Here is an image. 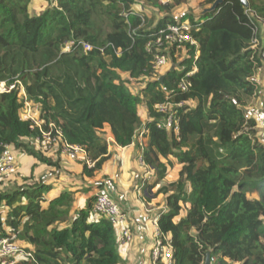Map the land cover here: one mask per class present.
<instances>
[{"label": "trees", "instance_id": "trees-1", "mask_svg": "<svg viewBox=\"0 0 264 264\" xmlns=\"http://www.w3.org/2000/svg\"><path fill=\"white\" fill-rule=\"evenodd\" d=\"M30 1L0 0V81H20L43 127L53 122L67 142L85 148L94 160L91 168L83 165L88 178L108 156L105 126L122 147L145 127L144 158L155 177L144 188L165 197L157 223L172 247L170 264H204L208 250L213 264H264V142L245 108V98L258 91L254 73L264 64V0H247V7L224 0L204 18L182 15L195 26L199 55L193 60L192 49L191 58L180 62L184 70L163 73L152 68L146 45L177 20L173 11L180 0H47L50 5L35 15ZM138 1L165 14L154 23L152 14L135 8ZM254 38L259 43L253 48ZM67 41L74 45L64 52ZM79 41L93 48L84 52ZM192 61L197 71L182 91L177 84ZM130 80L144 83L139 93ZM18 87L0 93V153L12 144L57 167L23 140L39 131L20 116ZM166 99L185 102L177 108V134L157 127L153 105ZM174 164L181 166L178 177L160 184ZM49 189L38 179L0 190V234L27 244L39 264H122L115 227L91 210L95 195L73 210L71 191L48 200ZM248 190L259 197H248Z\"/></svg>", "mask_w": 264, "mask_h": 264}, {"label": "built area", "instance_id": "built-area-1", "mask_svg": "<svg viewBox=\"0 0 264 264\" xmlns=\"http://www.w3.org/2000/svg\"><path fill=\"white\" fill-rule=\"evenodd\" d=\"M162 4H168L174 0H156ZM182 3H191L194 0H180ZM202 1V0H199ZM260 22V21H259ZM195 26L188 20H181L177 18L174 23L167 24L165 27L158 30L155 38L148 41L146 47L148 52L153 56L152 68L156 73H161L164 68L184 70L183 66H180V62L191 58V50L193 49V60L199 55L198 43L193 36ZM251 47H256L259 43L257 38H254L251 42ZM77 44H81L84 52L90 51L93 46L87 42L79 41ZM264 44V38H263ZM74 45L73 41L65 42L62 47V51L67 52ZM66 48V49H65ZM197 71L195 63L192 61V67L184 73V76L178 81V89L186 91L191 82L189 77ZM3 85V84H2ZM6 85V86H5ZM1 86L0 93L8 92L17 88V97L22 101V114L26 117L23 119L30 122V128H37L39 134L33 136L35 144L42 150L48 152L58 153L63 156H67L73 160H80L87 167L94 166V160H92L85 148L78 144H72L67 142L63 136L62 131L53 122L48 123V127L44 128V120L31 109L30 100H28L26 92L20 81ZM185 104L183 101L174 103L171 100L166 99L163 102L155 103L153 109L160 115V119L157 121V127L164 129L167 132H173L177 134L179 132V115L177 108ZM146 129L144 126L136 130L133 140L136 141L138 148L137 163L145 170L143 173L144 180H150V166L146 163L144 158V152L146 150L147 142L145 138ZM106 139V138H105ZM107 143L108 140L106 139ZM16 149L12 144H4L3 150L0 153V181H5L11 178L18 165ZM91 210L94 214L109 221L116 229L117 241L120 244L129 243L132 240L133 234L131 226L126 222V215L118 205V203L105 191H99L95 194ZM159 215L152 220L154 243L150 250L149 258L150 264H170L172 258V247L167 237L161 232L157 219ZM22 261H26L28 264H39L33 253V249L23 243L20 240H12V237L0 234V264H19Z\"/></svg>", "mask_w": 264, "mask_h": 264}, {"label": "crops", "instance_id": "crops-1", "mask_svg": "<svg viewBox=\"0 0 264 264\" xmlns=\"http://www.w3.org/2000/svg\"><path fill=\"white\" fill-rule=\"evenodd\" d=\"M197 1L198 3L201 2ZM181 4H185V2ZM136 7H139L137 10H143L141 5H136ZM202 8L204 7L199 4L197 8L192 7L189 9V12L192 16L197 17L196 14ZM156 13L150 12L147 14L154 15ZM173 15L175 14L173 13ZM177 16L176 14L175 17ZM259 27L264 37V23L260 21ZM167 69L164 68L163 70L168 71ZM253 80L258 86L257 94L246 97L245 101L247 102L250 99L247 107L253 110L248 111V116L253 117L257 121L258 137L264 142V64H261L256 69ZM141 107L143 108V113H139L142 121L145 122L148 114L145 108ZM103 132L104 138L108 140V156L94 176L88 178L82 173L84 165L82 161L73 160L57 153L55 157L59 158L60 166H55L58 169L55 170L53 176L46 177L42 181L50 185L49 191H51L49 196L44 195L49 200L58 196L64 190L71 191L74 198L72 209L77 210L83 207L92 195H95L99 191L107 192L125 213L126 222L131 226L133 234L132 240L129 243L122 245L117 241L118 252L123 259L122 264H150L149 254L154 243L152 220L166 209L165 197L160 194L154 198L151 194H147L144 188L145 184L152 182L155 175L150 167L151 179H143L145 170L140 168L136 160L138 148L135 139L129 145L122 147L114 142L107 126L103 128ZM21 154L27 155L26 153ZM27 156L32 158L34 163L39 162L34 157ZM180 167L179 164H174L160 184H167L168 181L175 180L178 177ZM80 174L83 176L81 177ZM38 179L42 180L41 178ZM94 191L97 192L95 193ZM117 235L116 231V237Z\"/></svg>", "mask_w": 264, "mask_h": 264}, {"label": "rangeland", "instance_id": "rangeland-1", "mask_svg": "<svg viewBox=\"0 0 264 264\" xmlns=\"http://www.w3.org/2000/svg\"><path fill=\"white\" fill-rule=\"evenodd\" d=\"M52 4L56 5V1H53ZM49 5H50V3L47 0H31L29 5H28V11H29V13L31 15H35V14L39 13L40 11L44 10L45 8H47ZM136 5L140 6V5H142V3L140 1H138V3H136ZM198 5H199V3H198L197 0H194L190 4H187V3L181 4L179 7H176L174 9L173 13L175 15L176 14L178 15L176 18H180L182 15L186 14L187 12H189L190 11L189 9H191L192 7L197 8ZM141 7L145 11V13L146 12L147 13H150V12H155L156 13V12H158V13L153 15L154 16V18H153L154 23L157 20H159V18L161 16H163L165 14V12L160 10V7L158 5H142ZM135 8L139 9V7L137 8L136 6H135ZM102 27L103 28L100 29V31L104 33L107 30V27L106 26H102ZM165 69H167V68H165ZM163 71L164 70H162L161 73H163ZM164 72H166V70ZM123 78L126 79V75L125 74H123ZM2 84L5 85L6 82L5 81H0V89H1V86H3ZM128 85H129L130 89L134 93H139L140 90H141V87L144 85V83L141 82V81L130 80L128 82ZM19 89H20V87H19ZM249 100L247 102L245 101L246 102V107L245 108H246L247 113H249L250 110H253L252 108L247 107ZM30 103L32 105L31 109L33 110V113H35L34 115L36 116V114H38V112L36 111V108L38 106L35 103H33L32 101ZM139 112L143 113V108L141 106L139 107ZM20 116H21L22 119H23V117H26L24 114H22V110H21ZM23 140H24V142L30 144V146H32L36 150H40L44 154V156H47V157L50 156V158H52L53 161H56L58 163V166H60L59 158L55 157V154H57V153L48 152L47 150H42L41 148H38L37 144H35L33 138H31V139H23ZM21 153H24V152L20 151L19 153H17V155H18V158H17L18 159V165H17V168H16L14 174L11 176V178L8 179V180H5V181H2V180L0 181V190L1 191H9V190L15 189L18 185H21L23 183L24 184L33 183L38 178H41L42 181H44L46 179V177L48 178V177L53 176V174L55 173V170L58 169L54 165L49 166V165H47L45 163H42V162L34 163V160L32 158H30L29 156H27L28 154L25 155V154H21ZM74 176H76V175H74ZM82 176L83 175H81V177ZM48 191L44 193L46 196H49V194L51 193V191H49V192ZM94 192L96 193L97 191H94ZM247 196L250 197V198L259 197L257 192H251L249 190L247 192ZM75 201H76V198H75ZM262 221L264 223V217L262 218ZM213 263H214V259H212V264Z\"/></svg>", "mask_w": 264, "mask_h": 264}, {"label": "water", "instance_id": "water-1", "mask_svg": "<svg viewBox=\"0 0 264 264\" xmlns=\"http://www.w3.org/2000/svg\"><path fill=\"white\" fill-rule=\"evenodd\" d=\"M240 1L243 6L245 7L248 6L247 0H240ZM223 2L224 0H214L209 6L202 8L201 11L198 14H196V16L201 17V16H205L208 13L214 12ZM164 75L165 74L161 75L160 81L163 79ZM204 264H212V257L210 250L206 252Z\"/></svg>", "mask_w": 264, "mask_h": 264}]
</instances>
